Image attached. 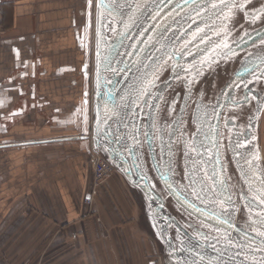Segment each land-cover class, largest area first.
Masks as SVG:
<instances>
[{
  "label": "water",
  "instance_id": "water-1",
  "mask_svg": "<svg viewBox=\"0 0 264 264\" xmlns=\"http://www.w3.org/2000/svg\"><path fill=\"white\" fill-rule=\"evenodd\" d=\"M94 4L93 149L163 264H264V0Z\"/></svg>",
  "mask_w": 264,
  "mask_h": 264
},
{
  "label": "crops",
  "instance_id": "crops-1",
  "mask_svg": "<svg viewBox=\"0 0 264 264\" xmlns=\"http://www.w3.org/2000/svg\"><path fill=\"white\" fill-rule=\"evenodd\" d=\"M94 3L0 0V263L160 264L120 174L93 207L83 201L93 183Z\"/></svg>",
  "mask_w": 264,
  "mask_h": 264
},
{
  "label": "built area",
  "instance_id": "built-area-1",
  "mask_svg": "<svg viewBox=\"0 0 264 264\" xmlns=\"http://www.w3.org/2000/svg\"><path fill=\"white\" fill-rule=\"evenodd\" d=\"M92 164H93V183L89 192L84 197V203L90 207L95 204V199L98 194L99 186L105 182L110 176L116 173L114 167L98 152L92 149ZM0 264H12L9 260L4 259Z\"/></svg>",
  "mask_w": 264,
  "mask_h": 264
},
{
  "label": "flooded vegetation",
  "instance_id": "flooded-vegetation-1",
  "mask_svg": "<svg viewBox=\"0 0 264 264\" xmlns=\"http://www.w3.org/2000/svg\"><path fill=\"white\" fill-rule=\"evenodd\" d=\"M260 96V94H259ZM253 108L255 112H259L260 122H259V133H258V146L260 148L261 157L264 160V106H260L257 102L253 103ZM241 121V120H240ZM244 124V122H242ZM243 124H237L239 128L243 127ZM160 264H163L162 257L160 256Z\"/></svg>",
  "mask_w": 264,
  "mask_h": 264
},
{
  "label": "rangeland",
  "instance_id": "rangeland-1",
  "mask_svg": "<svg viewBox=\"0 0 264 264\" xmlns=\"http://www.w3.org/2000/svg\"><path fill=\"white\" fill-rule=\"evenodd\" d=\"M263 136H264V135H263ZM263 143H264V142H263ZM90 146H91V148L93 149V145H92V143H91V145H90ZM98 154H99V153H98ZM99 155L101 156V154H99ZM101 157H102V156H101ZM89 159H91V162H92V156H91V157H89ZM114 174H115V173H114ZM92 182H93V180H92ZM159 256H161V255H160V252H159ZM7 260H8V259H7Z\"/></svg>",
  "mask_w": 264,
  "mask_h": 264
}]
</instances>
